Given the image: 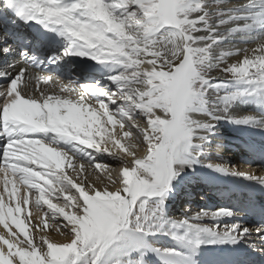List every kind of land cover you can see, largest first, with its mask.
I'll use <instances>...</instances> for the list:
<instances>
[{
	"label": "snow or ice",
	"instance_id": "1",
	"mask_svg": "<svg viewBox=\"0 0 264 264\" xmlns=\"http://www.w3.org/2000/svg\"><path fill=\"white\" fill-rule=\"evenodd\" d=\"M3 3L15 4L16 14L25 23L41 24L76 46L66 50L65 56L89 55L101 63L120 65L124 71L112 77L120 86L118 93H106L93 85L62 84L44 77L26 80L25 68L0 89V113L6 128L15 126L24 134L10 138L0 158L4 185V191H0V224L8 229L0 234V264H100L110 250L143 247L138 234H154L148 221L155 211L145 214L147 201L137 205L138 200L161 196L174 175V163L186 162L183 157L189 151L193 135L199 129L205 130L206 135L213 128L212 123H198L186 115L197 95L194 90L197 74L189 42L195 43L192 33L199 30L197 25L204 22L205 16L189 18L185 0H3ZM61 58L56 57L53 62ZM223 71L229 79L264 89V42ZM41 81L44 87L40 86ZM72 93H78V98H70ZM105 97L111 104L122 106L110 112ZM229 99L225 97L224 102ZM136 111L143 115V121L133 119ZM224 113L215 119L231 120L227 109ZM254 119L249 116L231 122L248 124ZM36 132L55 133L94 151L123 156L126 164L113 170L95 163L91 154L90 163L82 164L30 135ZM65 162L73 171L78 169L77 181L63 174ZM209 166L264 183V176L236 172L225 165ZM9 184L13 185L11 191ZM19 187L24 194L12 207L11 198L17 196ZM5 193L10 198L7 206ZM57 194V203L46 199ZM30 196H35L38 217L43 211L41 202L50 209L43 211V217L31 225L32 231L17 215L22 211L21 205L29 204ZM137 207L139 215L131 221L134 226L130 228V213ZM49 212L63 222L51 223ZM231 215L229 211H220L202 213L194 219ZM9 218L19 233L11 230ZM175 227L215 234L218 226L209 228L183 220ZM239 228V225L227 228L225 238L247 235L248 229ZM45 229L56 231L61 238H49ZM261 231L264 230H258L257 235L264 240ZM174 238L185 241L187 235ZM165 254L179 255L174 250H165ZM86 257L90 259L85 260Z\"/></svg>",
	"mask_w": 264,
	"mask_h": 264
},
{
	"label": "bare ground",
	"instance_id": "2",
	"mask_svg": "<svg viewBox=\"0 0 264 264\" xmlns=\"http://www.w3.org/2000/svg\"><path fill=\"white\" fill-rule=\"evenodd\" d=\"M66 2H71V0H66ZM216 2L225 6L228 12L222 15L228 14V16L221 17V12L217 10L210 12V9H206L207 12L204 13L201 9L203 12L201 15L205 16V20L197 25L199 30L192 35L195 43L189 42V46L192 48L193 65L198 61L207 64L205 68L200 70V73L213 76L206 85L214 90L218 98H210L209 89L203 90L202 93L201 88L197 89V95L207 96V100L199 98L194 99L193 102L203 104L211 101L212 103L202 105L205 106L204 110L192 109L186 113L190 120L198 123H212L213 128L206 135L204 130L201 131L202 129L197 130L196 134L193 135L189 151L183 157L186 162L174 163V175L161 196L142 197L137 202L138 205L140 202L147 201L145 214L155 211V215L148 221L149 224L153 225L151 231L154 234H138L143 240L144 246L134 249L136 253L138 251L137 254L140 252V256L151 257L150 260L146 257L143 259H147L148 264H195L193 259L189 260L186 256L171 257L163 253L165 251L162 250L161 244L169 243L166 237L171 229L186 233L199 241L196 246L203 249L201 255L204 256V259L211 261L205 260L206 263L220 264L224 262L221 256L211 258L212 248L218 247L224 251L222 256L230 264H239V262L241 264H264V240H261L257 235L258 230H264V183L244 175L219 172L214 167L209 166L225 165L228 169L238 171V164H243L241 169H247L246 172L250 174L254 172L255 176H264V93L261 96L258 95L264 90H257L259 88L256 85L238 79H232L229 85L221 83V81H226V78L221 74L224 73L223 70L226 67L238 64L246 54H250L252 50L264 42V0H216ZM208 4L210 8L213 6L210 1ZM16 11L15 4L7 6L3 0H0V89L8 85L5 82L10 83L20 69L25 68L27 69L26 80L44 77L62 84L93 85L106 93H118L120 86L113 82L112 77L124 71L120 65L111 62L101 63L89 55L69 54L65 56L66 50L76 46L71 45L65 37L50 31L41 24L34 21L25 23L16 14ZM199 13L193 12L192 8L191 11H188L189 18H196ZM199 49H204V51ZM19 50L26 53V60L20 57ZM160 51L164 54L162 48ZM198 53L201 55L196 58L195 55ZM56 57L62 58L59 62H53ZM220 70L221 73L219 74ZM35 86L34 82L33 87ZM40 86L44 87L42 81ZM28 87V94L31 96L33 95L31 85ZM53 87L55 86L53 85ZM233 90L244 92L247 95H235L231 93ZM252 90H256L253 92L255 94L251 92ZM56 91L59 92L58 87H56ZM223 93L229 95H222ZM62 95L69 94L64 93ZM78 96V93H72L70 98L75 100ZM225 97L230 98L227 103L224 102ZM232 97L235 98L231 99ZM242 97L244 99L241 102L240 98ZM104 99L109 104L110 112H116V107L122 106L111 104L106 97ZM236 100H239L236 103L237 106H232ZM218 101H222L227 106L220 107ZM119 102L117 101V103ZM96 107L99 105L97 104ZM192 108L196 107L193 106ZM225 109H227V116L231 120L228 118L215 119V117H223ZM249 116L255 119L248 124L231 122ZM119 118L122 121L126 120V117ZM133 119L143 121L145 118L139 111H136L133 113ZM108 127L110 129L112 126ZM17 130L18 133L24 135L19 129ZM133 131L135 132V129ZM30 135L40 139L48 146L68 153L82 164L90 163L89 154L94 158L95 163L113 170L122 168L126 164L123 156L94 151L75 141L61 138L55 133L36 132ZM208 151L211 156L206 157ZM237 161L240 163L236 164ZM73 162L78 164V161ZM63 170V174H67L74 181H77L78 169L73 171L67 167V162H65ZM9 178L11 179V177ZM93 179L95 178L93 177ZM186 179L194 182H189L186 189H182L181 185ZM201 186L205 187L206 191L203 194L199 193L201 201L194 204V193L196 194ZM12 187L13 185L9 184L8 191H11ZM2 190H4V185L0 181V191ZM23 194L22 187H19L17 196L11 198L12 207L16 206ZM57 196L58 194L46 197V199H51L55 203ZM174 197L178 202L173 201ZM4 199L7 206L10 199L7 193H5ZM59 200H63V198L59 197ZM21 207V213L17 214L18 218L24 220L25 227L32 231L31 225L43 217L41 213L39 217L37 216L35 196L29 197V204L25 206L26 209H23V205ZM220 211H229L233 215L217 219L209 217H204L201 220L194 219L202 213L215 214ZM136 215H139L138 207L130 215V228L134 226L131 221ZM29 216L31 219L25 220V217ZM49 218L53 224H60L58 223L59 219H62L51 216ZM154 218L156 222L153 221ZM183 220L209 228L218 227L215 234L212 232H189L186 227H175ZM8 223L12 231L19 233V229L11 223V218L8 219ZM234 225H239L240 231L248 229L247 235L238 239L235 236L226 239L224 231ZM159 226L162 230H157ZM7 231L8 229L0 224V234ZM45 231L51 239L61 238L59 233L54 230L45 229ZM260 235H264V231H261ZM38 240L39 235H37ZM182 249L184 248L182 247ZM192 254L200 257L195 249ZM135 259L137 258L133 259L132 264H137ZM140 262L142 261L140 260ZM228 262L225 263L228 264Z\"/></svg>",
	"mask_w": 264,
	"mask_h": 264
},
{
	"label": "rangeland",
	"instance_id": "3",
	"mask_svg": "<svg viewBox=\"0 0 264 264\" xmlns=\"http://www.w3.org/2000/svg\"><path fill=\"white\" fill-rule=\"evenodd\" d=\"M209 1L213 5L211 8H210V6H208L209 5L208 4ZM185 4H186V6H187V8H188L189 11H191V8H192L193 12H196V11L197 12H200L198 16H200L201 14H203V12L205 13L206 9L207 10L210 9L211 10L210 12L215 11V10L221 12V17L228 16V14L227 15H222L223 13H227L228 10L225 9V6H222V4L220 2H216V0H185ZM201 9H202L203 12L201 11ZM196 32L192 33V35H194ZM200 55H201V53L200 54L198 53L195 56H196V58H198ZM206 65L207 64L205 62H201V61H198V62H196L193 65L194 68H195L196 74H197V79H196V82L194 84V90H197V89H200L201 88V93H202L203 90H208L209 89V93H208L209 97L210 98L213 97V98L216 99V98H218V96L215 95L214 90L210 89V87L208 85H206L207 84V81H211L212 80L211 78H213V76H211V75H203V74L200 73V70H202L203 68H205ZM218 73L220 74L221 73V70ZM221 74L226 78V81H221V83H223L225 85H229L232 82V79H235V78L229 79V77L225 73H221ZM5 84H9V82L7 81V82H5ZM197 85H199L200 87L198 88ZM257 90H264V89H257ZM251 92L252 93L253 92H256V90H252ZM251 92H249V93H251ZM231 93H234L235 95H247V94H244V92H238V91L236 92L235 90L231 91ZM263 93H264V91H261V93L259 92L258 95L260 94V96H261ZM253 94H255V93H253ZM222 95H229V94L223 93ZM199 98L200 99H203L205 101L207 100V96H204V95H196L195 99H199ZM240 99H241V102H242L243 99H244V97H242ZM238 101L239 100H236L235 103L232 106H235L236 107L237 106L236 103ZM218 102H219L218 104L220 105V107H226L227 106V104L223 103L222 101H218ZM193 103H194V105L191 106L190 110H192V109L204 110L205 109V106H202V105H210L212 102L209 101V102H206V103H203V104L202 103H196V102H193ZM193 106H195L196 108H192ZM239 106H241V105L239 104ZM118 107L119 106H117L116 109H118ZM17 129L18 128H16L15 126H8L6 128V126H5L4 122H3V119H2V113H0V158H2V156H3V151H4L5 147H6L9 139L10 138H13V137H16V136H21L22 135V134H20V133L17 132L18 131ZM201 131H203V129ZM224 131H228V130H224ZM191 141H192V138H191ZM209 156H211V155L209 154V151H208V154H206V157H209ZM0 163H2V160H0ZM238 163H240V162L237 161L236 164H238ZM238 165L239 166H237V168L239 167V169H238V171L236 170V172H239L241 170L243 172H246L247 169H244V168L241 169V166L243 164H241V165L238 164ZM253 175H254V172H253ZM0 181H1V183L3 182L2 181V174H0ZM189 182L190 183L191 182L193 183L194 181L193 180L190 181V179H186L183 182V184L181 185L182 186L181 188L182 189H186V185ZM2 191H4V190H2ZM205 191H206V188L205 187H202L201 186L200 188H198V192H196V194L194 193V204L197 203L198 201L199 202L201 201V196L199 195V193L200 194H203V192H205ZM175 198L176 197H174V200L173 201L174 202H178V200L175 199ZM60 201L62 202V200H60ZM41 203H42L41 205H42L43 211H50V209H48L47 205H44L43 202H41ZM55 203H57V202H55ZM179 206H182V205L179 204ZM23 209H26V207L23 206ZM35 210L37 211V208ZM43 211H41L40 213L43 214ZM48 215L51 216L52 218L53 217L54 218H60V217H58V215L57 216H54V214L51 213V212H49ZM130 215H131V213H130ZM153 221L156 222V219L154 218ZM62 222H63L62 219H59V222L58 223H62ZM160 226L157 228V230H162L160 228ZM165 232H168V230H165ZM37 235H39V234H37ZM174 235L175 236H185L187 234L186 233H183L181 231L175 230V229L169 230V234L166 237V240H168L167 242H169V243H162L161 244L162 247H163V249H162L163 251H165V250H174L176 253L179 254L178 256H186V258H188L189 260H192L193 259V261H194L195 264H209V263H206L205 260L211 262L209 259H204V256L201 255V252L203 251L202 248L199 249L200 247L199 246H196V243H188L187 242V240L196 241V239H194L193 237H190V236L187 235V240L180 241V240L175 239L174 238ZM182 247L184 249H182ZM217 248L218 247L212 248L213 249L212 250L213 252L210 253L211 254V258H216L218 256H221V259L224 262H221L220 264H226L225 262H228V261L226 260V258H224L222 256L223 253H224V251L221 250L220 248H218V249ZM194 249L197 251V254H200V257L193 256L192 252L194 251ZM137 253H138V251H137ZM137 253H136V251H134V249H128V250L121 249L120 251H111L110 250V251L106 252V254H105L104 257H102L100 264H132L134 258H137V259H135L137 264H143L145 262L148 264L147 259L149 258V260H150L151 257L145 255V257L147 259L146 260H143L145 257L144 256H140V252H139V254H137ZM163 253L165 254V252H163ZM139 257H140V259H139ZM88 259H90V257H86L85 258V260H88ZM239 259L242 260V258H239ZM140 260L143 263L140 262ZM228 264H230V263L228 262ZM239 264H241V263L239 262Z\"/></svg>",
	"mask_w": 264,
	"mask_h": 264
}]
</instances>
